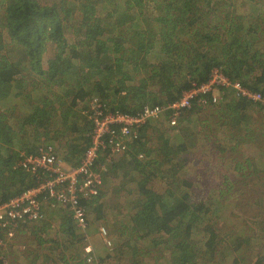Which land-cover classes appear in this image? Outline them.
Listing matches in <instances>:
<instances>
[{"label": "trees", "instance_id": "trees-1", "mask_svg": "<svg viewBox=\"0 0 264 264\" xmlns=\"http://www.w3.org/2000/svg\"><path fill=\"white\" fill-rule=\"evenodd\" d=\"M42 1L10 0L0 12V203L40 183L22 164L41 148L51 147L69 167L78 165L90 145L93 124L86 111L94 99L104 113L136 114L144 106L179 100L193 85L206 83L213 69L264 98V0H89L66 11ZM14 52L20 59L11 63ZM46 53L52 57L43 69ZM23 70L35 81L22 76ZM200 112L207 118L199 120ZM199 121L215 128L202 140L210 168L194 170V182L184 171L194 159L199 138L193 124ZM168 124L167 116L147 122L127 153L114 156L101 172L103 188L117 182L111 192L119 197L122 192L132 212L118 231L121 219L109 224L115 248L107 259L243 264L247 251L258 245L263 251L255 250L248 264H264V191L253 188L264 186V154L258 151L264 149V104L226 92L218 104L183 112L175 129ZM32 132L49 144L30 146ZM99 192L87 204L96 222L104 216L99 202L104 192ZM253 195L256 205H249L260 214L240 217L234 223L238 236L223 230L222 222H234L228 223L230 216L236 220L231 210L236 202L243 200V208L251 209ZM44 203L45 220L21 229L44 234L52 243L48 252L59 260L82 241H75L80 231L67 209ZM54 215L60 222L56 235L62 233L70 250L45 234ZM250 224L261 230L258 236ZM9 244L0 252V264L12 254L5 251Z\"/></svg>", "mask_w": 264, "mask_h": 264}, {"label": "built area", "instance_id": "built-area-1", "mask_svg": "<svg viewBox=\"0 0 264 264\" xmlns=\"http://www.w3.org/2000/svg\"><path fill=\"white\" fill-rule=\"evenodd\" d=\"M226 92L253 103L264 104L260 94L249 91L239 82H231L219 69H213L206 83L193 85L179 100L161 106H144L136 114L104 113V107L98 100L91 101L86 111L93 124L89 134L90 145L83 152L78 165L69 167L55 155L51 147L41 148L37 156L24 159L22 165L25 170L36 174L40 183L0 203V252L24 224L45 220L46 201L50 202V208L67 209L77 230L86 233L87 204L103 189L101 172L114 156L127 153L129 145L138 139V130L147 122L157 121L164 116H167L168 126L175 129L183 112L195 106L205 109L218 104ZM98 160L102 164H98ZM100 233L106 236L104 229ZM83 264L105 263L96 259L91 246L87 244L84 247Z\"/></svg>", "mask_w": 264, "mask_h": 264}, {"label": "rangeland", "instance_id": "rangeland-1", "mask_svg": "<svg viewBox=\"0 0 264 264\" xmlns=\"http://www.w3.org/2000/svg\"><path fill=\"white\" fill-rule=\"evenodd\" d=\"M53 2H55L59 6H63L64 10L65 9L71 10V9L81 8V6L84 7L86 5V2H89V0H43L42 4L48 5V4H53ZM9 4H10V0H0V12H2L5 9V7H7ZM104 4H105V2L102 1V3H100L99 7L103 6ZM130 11L134 12V11H136V9H131ZM51 57H52V55L49 53H46L43 55V60H42L43 69H46L48 60ZM18 59H20V55L17 52H14V54H12V56L10 57V59L8 61L12 63L13 61H16ZM30 74L31 73H29L27 70V71H24L22 73V76L26 77V79L30 78L29 80H32L34 82L35 79H33V78L35 76L30 75ZM30 83L31 82L28 83L29 87H31ZM207 114L208 113H206V112H200L199 116H198L199 120L206 119ZM214 128H215L214 126L207 127V126L201 124L200 121L193 124V132H195V134L197 135V138H199V140H198V143H197L195 150H193V152L191 154V156H193L194 159L187 165V169L184 171L185 175L187 176V178L189 180L196 182V177L194 176L195 175L194 170H196V172H197V170H199V169H204V168L209 169L210 168L208 163H207V160H208L207 150H206L204 141H202V140L204 139L205 135L213 136L214 135ZM31 135L33 136L32 139H28L30 146H33V147H39L40 146L41 147V146H45L46 144H49L48 142H45L44 137H40L39 135H37V133L32 132ZM175 135H172V136H175ZM36 140H39V142H35ZM51 144H52L53 148L56 150V152L60 153V148H59L58 142H54ZM258 151L264 154V149L259 148ZM200 166H202V167H200ZM221 172H222V169L221 170H215V172L212 174V176L216 177L215 173H221ZM258 178H259V176H258ZM115 179L116 178H112V180H115ZM116 184H117V182L116 183H113V181H112V183L108 182L107 186H104V188L102 189V192H104V194H103V198L100 199L99 202L104 204V206L102 208L104 210V212H103V214H104L103 219L104 220L102 219L99 222H96L94 220L95 214L93 215L92 213H90L89 209L87 208L88 230L84 234H82V232L76 233L77 237H75V241H79V240H82V241L79 243H76V245L73 246V248L70 252H66V253L64 252V254H62V257H60L61 259L58 260L57 259L58 256L55 255V257H54V254H51L50 252H48V248L51 247L50 245L52 243L49 240H45V237L43 236L44 234L38 233L39 237H37L36 239H33V238H30L26 235L25 228L24 229L19 228V230H17V234H16L15 238L11 242L7 243V245L9 243L10 244L5 251L6 252H8V251L12 252V250L14 249L15 252H17V250H19L17 248V246H18V243L20 241H23L25 243H26V241H31L32 245L29 246L28 244H26L24 252L22 250H20L21 252H23V256L19 261H17L16 256H21V254L17 253V255H14V256L9 257V258L7 257L5 264H12L13 260L15 261V264H83L84 247L87 244H89V246H91L93 252L95 253V255L97 257H99L103 260H108L110 264H116L115 263V257L113 259L112 258L107 259V257L112 255V250L114 247V244L110 238V237H112V229L109 226V224H112V222L114 220H120L121 219L120 222L118 223L119 225H117V227H116V229L118 231V229H120V227L123 225L121 223L125 222L123 219L128 220V218L132 214L131 211H128L129 207L126 204V198L122 197V192H120V197L111 192V191H113V189L116 188L115 187ZM121 185H122V187H121ZM261 185L259 184V185H255L253 187L254 190L256 192H259L260 194L264 191V186H261ZM119 186H120V189H122L124 187L123 183H120ZM117 191H118V189H117ZM255 200H256V198H254V195L250 196L248 199V201H249L248 206L251 207V209H249L247 207L243 208L242 204H244V201L238 200L236 202L237 208L236 207L231 208V210L234 208H235L234 210H236V211H234L236 214V220L232 216H230L228 223H231L232 220H234V222H232L231 224H227V222L226 223L222 222V224H221L222 229L225 230L226 232H229L230 234H235V233H237V229L234 230V226H236V225H234V223H238L237 220L242 219V218H248V219L252 220L255 216H258L260 214L258 209L249 205V204L256 205ZM240 207H241L243 212L238 210ZM228 210L230 211V209H228ZM225 211L223 212L222 218L226 217V216H224V213L226 214L227 211L226 212ZM237 214H240V215L238 216ZM240 217H242V218H240ZM51 218L52 219L50 221L49 226H47L46 229H44V231L46 232L45 234L48 235L47 237L49 239L55 238L57 240V243L61 244V246H62V243H65V247L67 246L68 250H70L71 245L69 244V246H68V240L65 237L61 236L62 233L60 232L59 234L56 235V233L59 232V229H60V227H59L60 222H59L58 218L56 217V215H54L53 217L51 216ZM226 219H228V217ZM104 222H106L105 225H104ZM37 223L39 224L41 222H37ZM37 223H33V224L36 225ZM120 224H121V226H120ZM249 226H252V227H249V231L250 232L254 231L252 234L258 236L259 235L258 232L261 230L258 228H253L255 226L253 224H250ZM63 229H64V227H61L62 231H63ZM101 229L105 230L106 236H104V237L101 236V233H100ZM250 232H248V233H250ZM248 233H247V235H248ZM237 236H238V233H237ZM106 237H107V241H105V239H104ZM109 239L111 242L109 241ZM123 240H124V238H123ZM42 241L44 242L43 245H42ZM40 248H42L43 250ZM254 248H255L254 250L247 251V254H246V255H248L247 260H246V263L244 262L243 264H248V262H250L249 260H250L251 256L254 254L255 250H257V251L262 250L261 246L258 247V245H257V247H254ZM3 253H5V252H3ZM3 253H1V254H3ZM39 253L40 254L43 253V256L42 255L39 256L38 255ZM57 253L58 252H56V254ZM47 257H50L51 260H53V262L48 261ZM116 259H117V257H116ZM123 260H125V259H123ZM152 263H154V262H152ZM152 263H147V264H152ZM122 264H123V262H122Z\"/></svg>", "mask_w": 264, "mask_h": 264}, {"label": "crops", "instance_id": "crops-1", "mask_svg": "<svg viewBox=\"0 0 264 264\" xmlns=\"http://www.w3.org/2000/svg\"><path fill=\"white\" fill-rule=\"evenodd\" d=\"M26 232V235L28 236V237H30V238H33V239H36L37 237H39V234L38 235H32L31 233H29L28 231H25ZM43 236H45V235H43ZM26 244L27 243H25V242H23V241H20L19 243H18V246H17V248L19 249V250H17V252H15V250L13 249L12 250V254L10 255H8V258L9 257H12V256H14V255H17V253H19V251L20 250H22L23 252H24V249H25V246H26ZM23 252H22V254H21V256H16L17 257V261H19L21 258H22V256H23ZM9 253H10V251H9ZM12 264H15V261L13 260L12 261Z\"/></svg>", "mask_w": 264, "mask_h": 264}]
</instances>
